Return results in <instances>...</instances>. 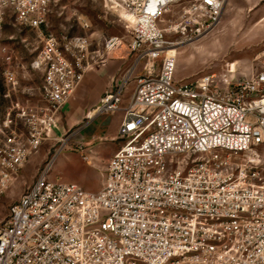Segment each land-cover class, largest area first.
I'll return each mask as SVG.
<instances>
[{
	"label": "built area",
	"instance_id": "obj_1",
	"mask_svg": "<svg viewBox=\"0 0 264 264\" xmlns=\"http://www.w3.org/2000/svg\"><path fill=\"white\" fill-rule=\"evenodd\" d=\"M228 1L104 0L130 40L114 36L93 49L90 37L44 35L52 0H0V64L10 101L0 124V201L53 139L89 68L116 51L135 54L91 112L123 113V144L100 189L51 180L59 150L0 222V264H264V71L237 78L231 66L178 82L168 36L204 35ZM172 8L178 13L169 19ZM8 15L44 38L31 64L43 73L36 101L24 97L15 51L3 39Z\"/></svg>",
	"mask_w": 264,
	"mask_h": 264
},
{
	"label": "rangeland",
	"instance_id": "obj_2",
	"mask_svg": "<svg viewBox=\"0 0 264 264\" xmlns=\"http://www.w3.org/2000/svg\"><path fill=\"white\" fill-rule=\"evenodd\" d=\"M229 3L222 12L219 24L204 35L193 37L190 33L185 37L168 34L176 44V81L193 82L207 73H220L231 66H234L233 75L237 78H251L264 71V0H229ZM51 9L48 25L41 28L44 35L90 37L94 42L93 48L101 46L105 39L114 36L122 37L125 43L130 40L120 17L105 6L104 0H52ZM177 13L178 9L172 8L167 18L171 19ZM85 22L90 23V29L83 28ZM3 39L15 51V68L20 84H40L42 73L35 72L30 67L44 45V38L40 33L19 26L15 17L8 15ZM131 56L134 57L135 54ZM3 68L1 63L0 124L10 107V101L4 98L6 88ZM61 143L56 140L45 142L39 153L33 155L25 164L19 178L1 198L0 222L8 217L10 207L19 200L46 164L58 153ZM259 151L264 161V145L259 146ZM77 164V168L62 169L59 163H54L50 179L60 178L65 182H75L77 177H82L83 182L88 184L95 185L97 181V190L100 189L108 163H98L96 167H89L85 163ZM79 185L85 187L86 184Z\"/></svg>",
	"mask_w": 264,
	"mask_h": 264
},
{
	"label": "crops",
	"instance_id": "obj_3",
	"mask_svg": "<svg viewBox=\"0 0 264 264\" xmlns=\"http://www.w3.org/2000/svg\"><path fill=\"white\" fill-rule=\"evenodd\" d=\"M229 5L228 2L227 6ZM101 48L102 45L93 49ZM133 60L134 57L122 51H116L104 63L90 67L85 73L83 81L57 119V128L52 140L62 142L59 155L55 160L60 168H77V163H85L89 167H96L98 163H109L121 147L123 141L120 139L119 129L123 121V113L100 116L91 115V112L100 104L104 95L115 88L114 80L120 73L130 68ZM142 74L143 64L138 68L136 75ZM41 83H25V86L20 84L24 96L35 101L39 99ZM135 86V82L129 85L125 100ZM74 181L78 184H86L85 187L88 190H97V181L95 185L83 182L82 177H77Z\"/></svg>",
	"mask_w": 264,
	"mask_h": 264
},
{
	"label": "bare ground",
	"instance_id": "obj_4",
	"mask_svg": "<svg viewBox=\"0 0 264 264\" xmlns=\"http://www.w3.org/2000/svg\"><path fill=\"white\" fill-rule=\"evenodd\" d=\"M228 2H229V1H228ZM228 2L225 4L223 10L225 9V7H227ZM172 53H175V54H176V49L173 48V49H172Z\"/></svg>",
	"mask_w": 264,
	"mask_h": 264
},
{
	"label": "snow or ice",
	"instance_id": "obj_5",
	"mask_svg": "<svg viewBox=\"0 0 264 264\" xmlns=\"http://www.w3.org/2000/svg\"><path fill=\"white\" fill-rule=\"evenodd\" d=\"M209 2H211V0H209Z\"/></svg>",
	"mask_w": 264,
	"mask_h": 264
}]
</instances>
